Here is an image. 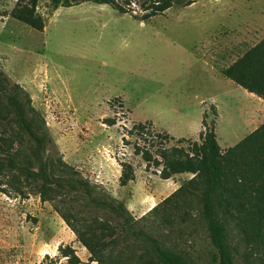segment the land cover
<instances>
[{
	"label": "rangeland",
	"instance_id": "1",
	"mask_svg": "<svg viewBox=\"0 0 264 264\" xmlns=\"http://www.w3.org/2000/svg\"><path fill=\"white\" fill-rule=\"evenodd\" d=\"M19 1L0 0V71L29 92L44 118V157L62 158L132 208V229L178 248L191 264H217L197 209L186 207L185 219L170 223L149 212L173 190L163 185L162 167L148 164L136 150L148 149L156 158L164 145L189 151L200 141L204 112L222 151L264 122V99L220 73L264 37V0H195L144 21L108 4L83 1L52 11L50 0H38L43 31L11 16ZM120 1L132 14L145 13L141 0ZM138 124L146 126L142 138ZM11 129L0 122L2 134ZM164 131L172 138L164 140ZM123 163L133 165L135 179L122 186ZM191 176L181 173L175 180L180 185ZM0 187V264H69L61 253L66 245L80 264H97L55 209L60 199L43 201L22 175L0 176ZM152 194L157 199L147 197ZM66 202L63 209L76 214L82 229L87 221L112 216L80 194ZM143 202H149L146 208L135 211ZM228 233L238 264H264V247H251L232 220ZM143 247L140 237L120 228L110 251L133 261Z\"/></svg>",
	"mask_w": 264,
	"mask_h": 264
},
{
	"label": "trees",
	"instance_id": "2",
	"mask_svg": "<svg viewBox=\"0 0 264 264\" xmlns=\"http://www.w3.org/2000/svg\"><path fill=\"white\" fill-rule=\"evenodd\" d=\"M83 1L108 4L120 13H129L144 21L163 14L173 5L185 7L195 0H141L140 6L145 11L141 16L132 14L120 0H50V5L54 11L59 6H72ZM37 4L38 0H21L10 14L43 31L45 19L37 11ZM220 72L264 99V37ZM8 82V76L0 71V122L6 121L12 128L8 135L0 132V153H3L0 156V176L15 180L22 175L30 187L36 188L43 201L60 199L62 204L55 205V209L97 264H191L187 255L178 248L165 245L145 230L132 229L137 220L123 201L109 196L97 184L83 178L62 158L46 159L45 120L32 104L29 92L19 83ZM207 117V112H204L202 123L205 130L200 133V141L192 143L190 152L185 147L164 145L158 152L160 158H156L148 149L138 146L136 151L148 164L161 166L160 175L164 179L181 173L192 175L149 212L157 213L162 222L170 223L174 217L184 220V214H189L184 210L186 207L188 210L197 209L199 218L206 222L215 250L213 260L217 264H238L229 242V220L241 228L251 247H264V122L222 151L215 128L208 126ZM135 129L141 131L139 135L142 138L145 124H138ZM168 138V134L163 135L164 140ZM17 143L20 147L14 149ZM134 179L133 165L123 163L120 184L127 185ZM75 194L84 196L99 209L107 210L116 224H112L110 219L95 218L80 228L77 224L81 221L74 219L76 214L63 209L67 205V196ZM120 228L142 239L144 247L137 260H124L110 251ZM61 253L69 264H80L81 260L71 245L62 247Z\"/></svg>",
	"mask_w": 264,
	"mask_h": 264
},
{
	"label": "crops",
	"instance_id": "3",
	"mask_svg": "<svg viewBox=\"0 0 264 264\" xmlns=\"http://www.w3.org/2000/svg\"><path fill=\"white\" fill-rule=\"evenodd\" d=\"M251 47V46H250ZM234 61V60H233ZM232 61V62H233ZM228 65H230V64H228ZM227 65V66H228ZM227 66H225V67H227ZM222 69V68H221ZM221 73V72H220ZM249 92V91H248ZM251 93V92H250ZM253 95H255L254 93H252ZM130 115H131V113H130ZM203 115H204V113H203ZM131 117H132V115H131ZM133 118V117H132ZM135 121H138V120H136L135 118H133ZM146 121H148V120H146ZM146 121H140V122H146ZM202 121H203V117H202V119H201V122H200V128L198 129V136L197 137H199L200 136V133H201V131H203L204 129H205V126L203 125V123H202ZM152 123H153V125L155 126V127H157L155 124H154V122L153 121H151ZM162 131V130H161ZM165 132V131H164ZM165 133H167L168 135H170L171 137H172V135L170 134V133H168V132H165ZM174 137V136H173ZM182 138V137H181ZM194 138V137H193ZM199 140H200V138H199ZM175 177H177V175H174V176H172L171 178H168V179H163V180H165V183L163 184V185H166L167 183H169L168 185H167V188L169 189V190H176L178 187H179V184L176 182V180H175ZM133 181V180H132ZM171 181H173L172 183H170ZM131 182V181H130ZM122 186H120V188H121ZM156 196H157V194H156ZM147 197H155L154 196V194H152V196L151 195H149V196H147ZM158 197V196H157ZM148 199H151V198H148ZM154 199H157V198H154ZM149 202H150V200H149ZM149 202H143V203H141L140 205H139V208H137V210H135V211H137V212H140V211H142L143 209H145L146 208V206H147V203H149ZM129 207V206H128ZM129 209H132V208H130L129 207ZM134 209H136V206H134Z\"/></svg>",
	"mask_w": 264,
	"mask_h": 264
},
{
	"label": "built area",
	"instance_id": "4",
	"mask_svg": "<svg viewBox=\"0 0 264 264\" xmlns=\"http://www.w3.org/2000/svg\"><path fill=\"white\" fill-rule=\"evenodd\" d=\"M118 114H120V113L118 112Z\"/></svg>",
	"mask_w": 264,
	"mask_h": 264
}]
</instances>
